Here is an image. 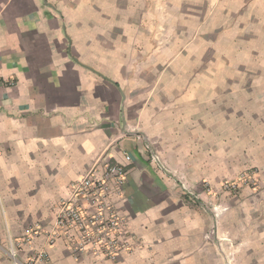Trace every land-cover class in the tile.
<instances>
[{"label": "crops", "instance_id": "obj_1", "mask_svg": "<svg viewBox=\"0 0 264 264\" xmlns=\"http://www.w3.org/2000/svg\"><path fill=\"white\" fill-rule=\"evenodd\" d=\"M182 74L207 95L216 75L264 74V0H0V264L99 161L127 170L133 251L76 259L59 243L39 264H223L210 216L128 132L173 137Z\"/></svg>", "mask_w": 264, "mask_h": 264}, {"label": "rangeland", "instance_id": "obj_2", "mask_svg": "<svg viewBox=\"0 0 264 264\" xmlns=\"http://www.w3.org/2000/svg\"><path fill=\"white\" fill-rule=\"evenodd\" d=\"M200 75L178 78L182 84L176 86L174 110L184 116L173 137H155L154 150L162 171L210 216L203 237L217 247L222 261L232 250L237 264H264V74L216 75L215 90L208 95L188 88L196 80L201 85L199 78L190 79ZM205 101L224 110L210 111L208 117ZM175 138L179 140L173 143ZM15 239L9 238L7 246L12 263Z\"/></svg>", "mask_w": 264, "mask_h": 264}, {"label": "built area", "instance_id": "obj_3", "mask_svg": "<svg viewBox=\"0 0 264 264\" xmlns=\"http://www.w3.org/2000/svg\"><path fill=\"white\" fill-rule=\"evenodd\" d=\"M2 83L0 77V85ZM128 132L140 144V149L148 152L151 162L163 170L154 143L139 134L134 126ZM127 160H130L129 156ZM126 177L127 170L123 165L97 162L72 184L71 193L58 201L54 208V222L48 229L35 225L29 228L24 238L11 241L13 263L48 262L50 250L59 243L76 259L84 257L115 262L121 254L132 252L134 236L120 210L125 198ZM36 240L41 242V247L37 246ZM23 243L26 244L24 249H18ZM223 264H237L234 251L224 253Z\"/></svg>", "mask_w": 264, "mask_h": 264}]
</instances>
